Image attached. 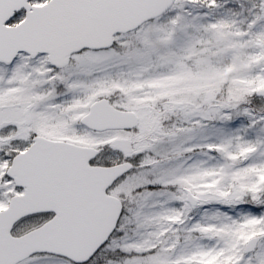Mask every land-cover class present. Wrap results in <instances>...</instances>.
I'll return each mask as SVG.
<instances>
[{
	"label": "snow or ice",
	"instance_id": "1",
	"mask_svg": "<svg viewBox=\"0 0 264 264\" xmlns=\"http://www.w3.org/2000/svg\"><path fill=\"white\" fill-rule=\"evenodd\" d=\"M0 264H264V0H0Z\"/></svg>",
	"mask_w": 264,
	"mask_h": 264
}]
</instances>
